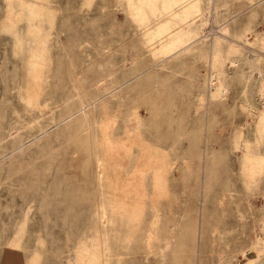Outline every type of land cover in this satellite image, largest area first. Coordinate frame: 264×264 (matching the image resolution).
Here are the masks:
<instances>
[{
    "label": "rangeland",
    "instance_id": "rangeland-1",
    "mask_svg": "<svg viewBox=\"0 0 264 264\" xmlns=\"http://www.w3.org/2000/svg\"><path fill=\"white\" fill-rule=\"evenodd\" d=\"M10 257L264 264V0H0Z\"/></svg>",
    "mask_w": 264,
    "mask_h": 264
},
{
    "label": "crops",
    "instance_id": "crops-1",
    "mask_svg": "<svg viewBox=\"0 0 264 264\" xmlns=\"http://www.w3.org/2000/svg\"><path fill=\"white\" fill-rule=\"evenodd\" d=\"M11 256L14 258L15 255H11ZM8 257H9V256H8ZM13 258H11V257H10V259H7V258H6V263H7V264H21L20 262L14 260ZM11 261H12V262H11Z\"/></svg>",
    "mask_w": 264,
    "mask_h": 264
},
{
    "label": "bare ground",
    "instance_id": "bare-ground-1",
    "mask_svg": "<svg viewBox=\"0 0 264 264\" xmlns=\"http://www.w3.org/2000/svg\"><path fill=\"white\" fill-rule=\"evenodd\" d=\"M73 198V197H72ZM74 200H75V203H78L79 201H78V199H76V198H73Z\"/></svg>",
    "mask_w": 264,
    "mask_h": 264
}]
</instances>
